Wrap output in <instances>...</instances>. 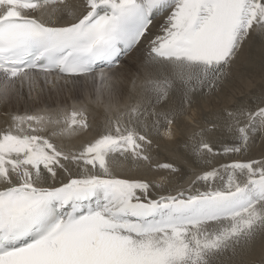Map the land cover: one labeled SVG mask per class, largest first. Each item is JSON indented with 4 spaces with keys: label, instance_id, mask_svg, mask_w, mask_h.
I'll return each instance as SVG.
<instances>
[{
    "label": "snow or ice",
    "instance_id": "1",
    "mask_svg": "<svg viewBox=\"0 0 264 264\" xmlns=\"http://www.w3.org/2000/svg\"><path fill=\"white\" fill-rule=\"evenodd\" d=\"M252 44L264 0H0V105L30 109L0 128V264H246L264 238V55L256 94L235 87Z\"/></svg>",
    "mask_w": 264,
    "mask_h": 264
},
{
    "label": "bare ground",
    "instance_id": "2",
    "mask_svg": "<svg viewBox=\"0 0 264 264\" xmlns=\"http://www.w3.org/2000/svg\"><path fill=\"white\" fill-rule=\"evenodd\" d=\"M264 53L261 52L260 46L258 44L247 45L241 55L240 61L237 65V79L235 81V87L239 88L242 93L247 95L256 94L258 88L261 84V72H260V60L261 56ZM127 63L131 64V59L126 60ZM247 80H253L255 86H249L247 84ZM233 86H229L228 91H231ZM244 97L237 94V99H243ZM67 99V97L65 98ZM199 106L194 109V112L199 115ZM28 109V105L24 102L11 104L8 107L0 105V114L2 117L0 118V123L5 120L3 113L9 111H18L22 113ZM102 114V108L98 110ZM185 123H191L190 120H186ZM1 125V124H0ZM91 135L86 137L85 139H90ZM183 136L178 134L177 140L182 139ZM261 148H257L255 151V155L257 158L260 155ZM246 264H262L264 262V238L256 241L251 251L243 257Z\"/></svg>",
    "mask_w": 264,
    "mask_h": 264
},
{
    "label": "rangeland",
    "instance_id": "3",
    "mask_svg": "<svg viewBox=\"0 0 264 264\" xmlns=\"http://www.w3.org/2000/svg\"><path fill=\"white\" fill-rule=\"evenodd\" d=\"M23 112H24V111H23ZM23 112H22V113H23ZM1 117H2V114H0V118H1ZM4 121H5V120H4ZM4 121H2V122L0 123V124H1V125H0V128L4 127Z\"/></svg>",
    "mask_w": 264,
    "mask_h": 264
}]
</instances>
